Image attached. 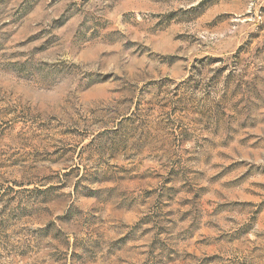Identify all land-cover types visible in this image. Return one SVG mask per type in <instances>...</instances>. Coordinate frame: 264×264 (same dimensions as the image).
I'll list each match as a JSON object with an SVG mask.
<instances>
[{"label": "rangeland", "instance_id": "1", "mask_svg": "<svg viewBox=\"0 0 264 264\" xmlns=\"http://www.w3.org/2000/svg\"><path fill=\"white\" fill-rule=\"evenodd\" d=\"M0 264H264V0H0Z\"/></svg>", "mask_w": 264, "mask_h": 264}]
</instances>
